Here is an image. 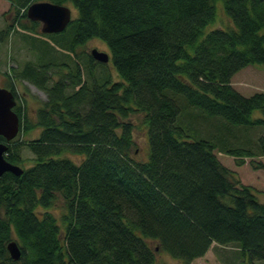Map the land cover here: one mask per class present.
Here are the masks:
<instances>
[{"label": "trees", "instance_id": "1", "mask_svg": "<svg viewBox=\"0 0 264 264\" xmlns=\"http://www.w3.org/2000/svg\"><path fill=\"white\" fill-rule=\"evenodd\" d=\"M9 1L17 20L36 0ZM49 1L70 2L78 14L45 35L72 51L103 40L121 79L98 81L93 66L104 62L91 53V80L79 63L56 80L52 62L20 70L47 100L35 123L15 105L18 135L0 134L10 162L23 161L22 145L34 154L20 175L0 177V264H169L157 250L192 264L213 242L236 244L250 264L264 259V201L215 152L264 168L256 160L264 156V90L246 95L231 81L247 65L264 67V0ZM219 2L233 25L205 32ZM30 22L22 25L38 31ZM135 112L147 127L144 161L131 155ZM199 115L218 120L206 138H193L183 123ZM35 126L38 137L22 138ZM59 194L61 223L50 211ZM13 236L17 260L7 250Z\"/></svg>", "mask_w": 264, "mask_h": 264}, {"label": "rangeland", "instance_id": "2", "mask_svg": "<svg viewBox=\"0 0 264 264\" xmlns=\"http://www.w3.org/2000/svg\"><path fill=\"white\" fill-rule=\"evenodd\" d=\"M66 4L71 7L72 18L76 17L78 12L73 4L70 2ZM21 10H24V8ZM216 12L214 19L206 26L205 32L216 26L228 28L233 25L221 2L218 3ZM14 16H16V9L11 1L0 0V31L9 28V24H12L7 34L0 35V86L5 87L8 86L9 82L12 83L11 87L13 85L15 88L18 99L17 105H20L22 111L25 112L29 122L35 123L38 109L47 100V94L31 81L19 76L20 70L27 62H52V80H56L64 72L75 69L76 63H79L84 78L91 80L90 76L93 74L90 73V69L87 67L89 62L87 60L88 54L91 53L93 48L109 54L110 50L103 40L92 38L86 43L76 46L75 50L72 51L67 46L56 44L51 37L45 35L41 31V22H39L38 31L34 32L24 28L22 25L25 23L30 26L29 18L20 16V18L14 20ZM111 58L105 63L94 64L93 72L98 81H104L108 78L112 81L121 79ZM231 81L237 90L246 95L255 91H263L264 67L256 64L247 65L234 73ZM193 112L196 113L197 111L193 110ZM256 113L260 114V111ZM130 120L134 124L132 132L133 142H135L131 155L136 160L144 161L149 153L148 133L144 123V115L142 112L132 113ZM183 123L188 134L193 138H206L213 132L212 127H216L218 120L199 115L194 118V121L187 120ZM40 130V127L35 126L23 134L22 138L26 140L36 138ZM256 134L257 132L252 133L253 136H256ZM20 148V155L23 159L20 165L25 168L31 166L34 163V154L27 145H22ZM215 152L219 157L218 159L230 169H233L243 183L255 187L254 189H256L259 198L264 201V168H253L249 157H246L245 162L238 166L233 156L227 155L218 149ZM65 155L76 162L82 159L81 155L70 152L65 153ZM256 160L264 162V156H258ZM64 208V198L59 194L55 203L50 207V211H52L59 223L62 221V215L65 212ZM11 240H17L16 236H13ZM150 243L152 246L156 244L154 240H151ZM156 256L158 260H164L169 264H182L181 261L170 256L166 251L157 250ZM249 262L248 256L243 255L236 244L222 245L214 242L207 253L195 258L192 264H250ZM253 264H264V259L255 260Z\"/></svg>", "mask_w": 264, "mask_h": 264}, {"label": "water", "instance_id": "3", "mask_svg": "<svg viewBox=\"0 0 264 264\" xmlns=\"http://www.w3.org/2000/svg\"><path fill=\"white\" fill-rule=\"evenodd\" d=\"M27 15L33 20L42 22L41 30L44 33L61 32L72 19L71 8L68 5L49 0L31 3L28 7ZM91 53L96 60L101 62H107L110 58L109 53L96 48H93ZM15 104L16 98L14 93L7 87L0 86V134L7 141L13 139L19 131V116L13 109ZM7 148L6 142H0V177L7 171L20 175L23 172L22 167L5 158L4 153ZM7 250L15 260L19 259L22 255V250L17 240L9 241L7 243Z\"/></svg>", "mask_w": 264, "mask_h": 264}, {"label": "bare ground", "instance_id": "4", "mask_svg": "<svg viewBox=\"0 0 264 264\" xmlns=\"http://www.w3.org/2000/svg\"><path fill=\"white\" fill-rule=\"evenodd\" d=\"M6 151H7V150H6ZM6 151H5L4 155H6V153H7ZM5 158H6V157H5ZM8 161H9V160H8ZM14 164H16V163H14ZM17 165L21 166L20 164H17Z\"/></svg>", "mask_w": 264, "mask_h": 264}]
</instances>
